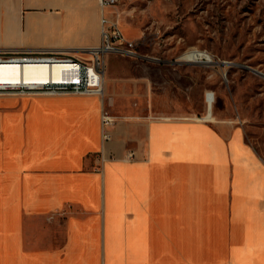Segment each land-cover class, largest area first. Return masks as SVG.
I'll return each mask as SVG.
<instances>
[{
	"label": "crops",
	"instance_id": "1",
	"mask_svg": "<svg viewBox=\"0 0 264 264\" xmlns=\"http://www.w3.org/2000/svg\"><path fill=\"white\" fill-rule=\"evenodd\" d=\"M101 16L0 0V48L87 57ZM107 130L98 95H0V264H264V158L241 126L151 110Z\"/></svg>",
	"mask_w": 264,
	"mask_h": 264
},
{
	"label": "rangeland",
	"instance_id": "2",
	"mask_svg": "<svg viewBox=\"0 0 264 264\" xmlns=\"http://www.w3.org/2000/svg\"><path fill=\"white\" fill-rule=\"evenodd\" d=\"M117 7L142 56L107 55L106 109L203 117L213 90L211 120L241 126L264 158V0H120ZM200 51L216 63L183 61L204 59Z\"/></svg>",
	"mask_w": 264,
	"mask_h": 264
},
{
	"label": "built area",
	"instance_id": "3",
	"mask_svg": "<svg viewBox=\"0 0 264 264\" xmlns=\"http://www.w3.org/2000/svg\"><path fill=\"white\" fill-rule=\"evenodd\" d=\"M120 0H99L102 9L101 16V41L98 45L81 50L87 57L77 55L70 49L61 48H0V95H55L62 93L98 95L102 101V137L104 140L111 138L107 130L115 121V116L105 107L104 99V63L105 55L115 53L130 57L142 56L138 51L137 39L127 38L120 26V12L117 4ZM105 8L112 9V17L104 14ZM204 59L191 56L193 61L198 60L216 63L211 56L203 51ZM227 63V61H221ZM17 65L18 69L5 68L4 66ZM38 65H45L48 78L39 77L41 71ZM23 66H34L30 73L36 79L23 78ZM60 66L61 74L58 79L51 77V67ZM17 75L18 78H13ZM215 92H205L206 103L214 104ZM136 151L129 149L125 153V160H135Z\"/></svg>",
	"mask_w": 264,
	"mask_h": 264
},
{
	"label": "bare ground",
	"instance_id": "4",
	"mask_svg": "<svg viewBox=\"0 0 264 264\" xmlns=\"http://www.w3.org/2000/svg\"><path fill=\"white\" fill-rule=\"evenodd\" d=\"M5 68H11V69H18L17 65H11V66H4ZM34 67V66H23V78L25 79H36V76L32 73H30V68ZM37 68H39L38 70H40L42 73L41 75H39L40 78L42 79H46L48 78V74L46 73L45 68H47L45 65H38ZM61 74V67L60 66H52L51 67V77L54 79H58L59 76ZM1 77V75H0ZM13 78H18L17 75H15ZM211 109H212V104L210 103H206V113L203 116V119H207V120H211L212 119V113H211Z\"/></svg>",
	"mask_w": 264,
	"mask_h": 264
},
{
	"label": "water",
	"instance_id": "5",
	"mask_svg": "<svg viewBox=\"0 0 264 264\" xmlns=\"http://www.w3.org/2000/svg\"><path fill=\"white\" fill-rule=\"evenodd\" d=\"M258 72V71H257ZM259 73H261V72H259Z\"/></svg>",
	"mask_w": 264,
	"mask_h": 264
}]
</instances>
